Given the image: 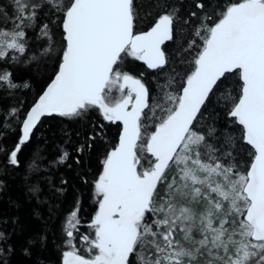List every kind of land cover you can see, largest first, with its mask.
<instances>
[{"label": "snow or ice", "instance_id": "obj_1", "mask_svg": "<svg viewBox=\"0 0 264 264\" xmlns=\"http://www.w3.org/2000/svg\"><path fill=\"white\" fill-rule=\"evenodd\" d=\"M13 7L12 13H0L13 21L11 29L0 28V59L9 50L26 52V29L45 9L61 17L64 46L54 79L21 122L9 163L18 164V152L46 115L78 117L98 108L104 120L123 124L94 184L101 197L89 224L94 238L80 237L90 255L79 254L73 243L80 223L73 210L65 220L69 247L62 264H264V0H236L214 22L202 21L188 45L199 48L191 71L178 92H166L164 103L151 106L145 84L117 66L127 55L149 69L164 67L168 57L162 45L174 39V10L159 15L149 30L134 33V0H13ZM41 36L49 41L44 55L52 50L47 24ZM237 72L238 98L228 90L221 98L232 105L228 115L242 126V140L250 146L243 168L231 152L225 154L230 162L222 163L218 150L195 130L210 94ZM11 76L0 71V87H19ZM17 112L9 109L0 125ZM145 120L152 121L153 131ZM233 142L225 137V144ZM67 156L64 152L58 162ZM178 232L182 240L175 238ZM149 236L152 259L138 251Z\"/></svg>", "mask_w": 264, "mask_h": 264}, {"label": "trees", "instance_id": "obj_2", "mask_svg": "<svg viewBox=\"0 0 264 264\" xmlns=\"http://www.w3.org/2000/svg\"><path fill=\"white\" fill-rule=\"evenodd\" d=\"M232 2L236 0H134V32L148 29L159 15L174 10L177 13L174 39L163 45L168 57L164 67L150 70L136 58L126 57L117 68L141 78L149 90L150 106L158 101L164 103L165 93L178 92L191 71L190 63L199 50L188 48L194 29L202 21L209 23L207 17H212L214 22ZM197 4H203V8H197ZM13 11V0H0V13ZM43 24L48 25L52 50L41 55L49 47L48 38L41 36ZM61 24L58 14L45 9L39 13L35 25L26 29V52L9 50L0 59V71L10 72L12 82L20 85L15 89L0 87V121H4L9 109L18 110L0 125V264H62L67 239L66 217L74 209L78 210L80 223L74 232V239L78 241L88 231L97 210L94 183L103 170V160L117 143L119 123L104 120L97 108L78 117L46 115L18 152V164L9 163V153L21 136L20 125L28 108L58 70L64 46ZM12 27V18L5 20L0 15V28ZM12 56L18 59L13 61ZM25 83L28 87H23ZM240 87L238 72L222 78L202 106L195 130L204 134L207 142L218 150L222 163L230 162L225 154L231 152V160L243 168L249 161L250 146L242 140V126L228 115L232 105L225 104L221 98L225 90L238 98ZM145 111L148 116L152 115L151 107ZM156 115H160L159 110ZM144 123L152 129L151 120ZM209 129L215 130L211 136H208ZM226 136L233 138L232 145L225 144ZM78 148L82 151L78 152ZM64 152L68 156L59 163ZM194 235L199 239L198 233ZM175 238L182 240L183 234L178 232ZM151 240L150 236L146 237L143 248L138 249L146 259H152L148 253L155 251ZM132 259L136 261L135 255Z\"/></svg>", "mask_w": 264, "mask_h": 264}, {"label": "rangeland", "instance_id": "obj_3", "mask_svg": "<svg viewBox=\"0 0 264 264\" xmlns=\"http://www.w3.org/2000/svg\"><path fill=\"white\" fill-rule=\"evenodd\" d=\"M134 58V57H132V56H127V55H122V59L123 58ZM122 61V60H121ZM120 61V62H121ZM119 62V63H120ZM119 71H121V72H123V73H128V72H126V71H122V70H120V69H118ZM129 75H131V76H133L132 74H130V73H128ZM134 78H137V79H140L141 80V78H139V77H136V76H133ZM141 82H142V80H141ZM125 94H126V92H125ZM119 92H115V96L116 97H119ZM134 95V94H133ZM98 109V108H97ZM98 111H99V109H98ZM99 113H100V111H99ZM101 114V113H100ZM154 130V128L152 127V129H148V131L149 132H151V131H153ZM98 179V178H97ZM96 182V181H95ZM95 184V183H94ZM94 199L97 201V210H98V201L101 199V197L100 196H98L97 194H96V192H95V188H94ZM74 210H76V209H74ZM96 210V211H97ZM96 213V212H95ZM95 215V214H94ZM94 217V216H93ZM93 219V218H92ZM91 222V221H90ZM90 224V223H89ZM89 224H88V231L86 232V233H84V234H82V235H80L79 236V239H78V241H76L75 239H74V237H73V243L75 244V246H76V248H77V250H78V252H79V254H81V255H84V256H89L90 254L86 251V249H87V247H88V245L85 243V242H82L81 241V239H80V237L81 236H85V235H87V236H89V238L91 239V238H94V230L92 229V228H90L89 227ZM65 226V225H64ZM68 245L66 244L65 245V249H64V251L65 250H67L68 249ZM63 251V252H64Z\"/></svg>", "mask_w": 264, "mask_h": 264}, {"label": "water", "instance_id": "obj_4", "mask_svg": "<svg viewBox=\"0 0 264 264\" xmlns=\"http://www.w3.org/2000/svg\"><path fill=\"white\" fill-rule=\"evenodd\" d=\"M155 23V22H154ZM153 23V24H154ZM153 24L148 28V29H146V30H144V31H147V30H149L152 26H153ZM61 29H62V26H61ZM144 31H141V32H144ZM62 32H63V29H62ZM134 33H140V32H134ZM166 43V42H165ZM162 49H163V45H162ZM140 62H142L143 64H144V66L147 68V69H149L148 67H147V65L145 64V62L144 61H141V60H139ZM150 70H152V69H150ZM53 80V79H52ZM52 80H50L47 84H46V86L44 87V89L42 90V92L37 96V98L35 99V101L31 104V106L28 108V110H27V112L30 110V108L36 103V101L38 100V98H39V96L41 95V94H43V92L46 90V88L48 87V85L51 83V81ZM143 83V82H142ZM146 87V86H145ZM129 110H130V107H129ZM26 112V113H27ZM26 115V114H25ZM25 117V116H24ZM39 123V122H38ZM116 123H119V125H120V130H119V133H118V137H117V143H116V145L112 148V149H110L109 151H111V150H113L116 146H117V144L119 143V136H120V133H121V131H122V128H123V124H122V122H119V121H117ZM20 133H21V125H20ZM22 134V133H21ZM108 151V152H109Z\"/></svg>", "mask_w": 264, "mask_h": 264}, {"label": "flooded vegetation", "instance_id": "obj_5", "mask_svg": "<svg viewBox=\"0 0 264 264\" xmlns=\"http://www.w3.org/2000/svg\"><path fill=\"white\" fill-rule=\"evenodd\" d=\"M239 74V73H238Z\"/></svg>", "mask_w": 264, "mask_h": 264}]
</instances>
